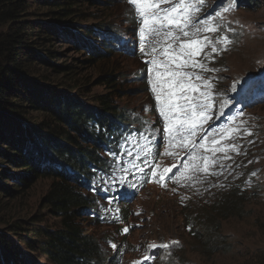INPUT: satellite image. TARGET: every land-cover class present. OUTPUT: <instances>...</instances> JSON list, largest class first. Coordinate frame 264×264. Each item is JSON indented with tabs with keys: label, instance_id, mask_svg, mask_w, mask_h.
<instances>
[{
	"label": "trees",
	"instance_id": "1",
	"mask_svg": "<svg viewBox=\"0 0 264 264\" xmlns=\"http://www.w3.org/2000/svg\"><path fill=\"white\" fill-rule=\"evenodd\" d=\"M105 1L0 0V264L113 263L85 224L110 214L104 203L117 198L105 186L159 154L141 144L150 125L119 104L122 88L110 90L121 78L108 61L136 46L124 40L128 28L108 17ZM242 88L234 115L253 98L264 104V73ZM40 183L45 192L33 201ZM240 210L234 202L226 216L196 212L191 238L204 247L203 264H240L248 254L247 264H264V248L241 249L224 233L222 221Z\"/></svg>",
	"mask_w": 264,
	"mask_h": 264
},
{
	"label": "rangeland",
	"instance_id": "2",
	"mask_svg": "<svg viewBox=\"0 0 264 264\" xmlns=\"http://www.w3.org/2000/svg\"><path fill=\"white\" fill-rule=\"evenodd\" d=\"M220 3L105 1L108 17L128 28L124 40L136 46L108 61L121 78L110 90L122 88L119 104L150 125L141 144L159 150L149 184L130 201L114 191L116 202L104 203L107 219L85 224L114 254L109 264H203L204 247L191 238L193 217L210 210L226 216L234 202L243 210L222 221L224 233L241 249L264 248V104L253 98L234 115L242 103L236 95L242 99V87L264 73V7ZM134 173L111 188L127 191ZM40 186L31 200L44 194ZM248 257L239 256L240 264Z\"/></svg>",
	"mask_w": 264,
	"mask_h": 264
}]
</instances>
